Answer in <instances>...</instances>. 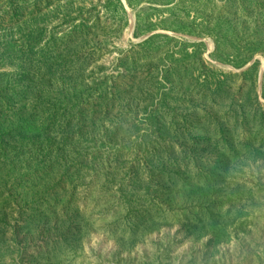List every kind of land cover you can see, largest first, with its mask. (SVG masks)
<instances>
[{
    "label": "rangeland",
    "instance_id": "374dc122",
    "mask_svg": "<svg viewBox=\"0 0 264 264\" xmlns=\"http://www.w3.org/2000/svg\"><path fill=\"white\" fill-rule=\"evenodd\" d=\"M0 264H264V0H0Z\"/></svg>",
    "mask_w": 264,
    "mask_h": 264
}]
</instances>
